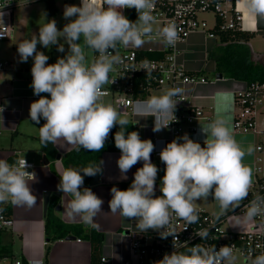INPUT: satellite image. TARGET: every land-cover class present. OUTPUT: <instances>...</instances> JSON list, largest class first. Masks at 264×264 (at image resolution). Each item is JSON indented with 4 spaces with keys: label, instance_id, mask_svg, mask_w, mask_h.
<instances>
[{
    "label": "clouds",
    "instance_id": "1",
    "mask_svg": "<svg viewBox=\"0 0 264 264\" xmlns=\"http://www.w3.org/2000/svg\"><path fill=\"white\" fill-rule=\"evenodd\" d=\"M155 0H81L80 5H65L63 17L68 22L58 29L55 19L45 20L37 34L17 43L19 62L33 60L31 67L33 94L39 97L30 104L29 116L39 127V138L45 147L51 143L59 146H76L90 152H100L111 130L120 126L114 135L115 147L121 155L117 166L122 179L129 170L142 161L143 166L134 173L126 190L113 186L109 206L112 213L136 221L139 232L158 231L161 238L174 237L175 250L165 254L157 264H235L234 246L196 244L192 247L176 243L174 221L182 219L188 225L199 221L197 201H206L211 195L217 204L216 218L239 207L252 187L253 170L243 163L253 152V146L243 148L234 138L227 121L212 120L201 127L206 139L201 143L188 134L173 139L161 149L160 161L166 166L156 196L158 167L151 161L155 145L150 139H141L139 132L126 133L127 117L110 103L102 100L103 88L113 83L110 73L120 63L115 55L119 47H141L159 38L166 46L174 47L179 39L177 25L169 23L155 29L152 14ZM249 13L264 19V0H245ZM135 8L138 19L130 21L122 12ZM61 39L63 43H61ZM67 54L49 64V56L39 51L56 46L58 52ZM97 54L89 59V54ZM147 75L151 69L144 64ZM179 87L163 90L146 100H137L133 111L137 117H154V132L168 128L175 120L176 97L182 94ZM41 94H48L47 96ZM50 97V98H49ZM103 161L90 163L82 169L67 168L59 173L57 190L70 197L69 217H79L87 226L103 204L90 188L83 187L85 176L94 177L102 172ZM30 167L24 159L8 162L0 159V204L33 206L37 197L29 186ZM83 173V175L81 174ZM246 216H264V196L256 194L247 205ZM202 239L209 230L196 233ZM184 250L181 251L180 249ZM250 264H264V252L250 259Z\"/></svg>",
    "mask_w": 264,
    "mask_h": 264
},
{
    "label": "crops",
    "instance_id": "2",
    "mask_svg": "<svg viewBox=\"0 0 264 264\" xmlns=\"http://www.w3.org/2000/svg\"><path fill=\"white\" fill-rule=\"evenodd\" d=\"M237 7L246 18L244 31L242 32L255 34L261 32L257 28L256 17L251 15L246 8L245 0H237ZM56 10L58 9L56 8ZM218 40H220V37L209 39L200 33L190 35L187 42L181 47L182 52L179 61L191 72L204 75L209 80L206 84L188 87V91L196 96L195 102L204 110L203 125L217 118L225 119L234 138L243 148L246 149L249 145L253 146V152L246 155L243 161L245 165L253 170L255 159L261 155L255 150V137L252 133L235 131L233 127V104L230 91L240 80L227 78L224 75L223 78L219 79L217 77L216 62L209 56L215 47L219 45ZM9 44L13 45L14 41ZM93 58L94 53H90L89 59ZM56 60L57 57L50 56L48 63H55ZM9 61L13 69L0 73V159L12 163L20 157H25L36 163L34 177L29 178V186L33 194L36 195L37 200L31 207L13 205L11 202H7L12 205L11 215L14 223L12 227L0 230V250L2 253L0 264H13L17 258L22 259L27 264H39L40 261H44L45 264H92V243L84 236V233L91 229L103 234L101 255L107 256L114 264L123 263L130 254V236L145 232L138 231L135 220L125 219L118 212H111L109 206V201L112 198L110 189L115 186L120 190H126L127 188L124 185H131L134 173L143 166V162L140 161L134 165L126 174L127 179H122L116 163L121 152H104L101 159L103 164L102 174L99 177L100 181L89 187L103 201L101 212L93 219L94 226H86L79 217H69L67 208L70 197L64 196L63 192L57 190V185L60 183L58 174L66 169L62 156L75 149L76 146L55 145L60 156L55 159L47 158L48 164L44 162V157H47V155L41 149L38 139L39 129L29 116L30 104L39 99L33 94L30 87L32 66L19 62L16 57ZM104 87H109V85L106 84ZM168 88H157L143 93L134 101L130 115H123L127 117L129 124L138 128L141 139H150L155 145L150 158L159 169L156 180V196H159L160 181L165 174L166 167L160 161L157 153L170 142L171 131L166 128L160 132H154V117H137L133 108L137 100H146L152 95H159ZM41 95L47 96L48 94ZM102 100L115 107L112 97H102ZM83 187H86L85 183ZM48 193L50 196L46 210L45 195ZM58 203H61L59 210H57ZM213 203L211 210L208 205V208L205 209L214 214L219 209L214 199ZM48 211L53 213L65 225L78 226L81 231L79 233L71 232L66 238H58L50 242L46 229ZM230 213L233 225L241 226L240 223L246 222H238L239 214H234L231 211L227 214ZM147 231H152V229ZM57 233L58 231H55V234ZM51 235L53 234L51 233ZM70 236H76V239H68ZM48 248L49 253L46 259Z\"/></svg>",
    "mask_w": 264,
    "mask_h": 264
},
{
    "label": "built area",
    "instance_id": "3",
    "mask_svg": "<svg viewBox=\"0 0 264 264\" xmlns=\"http://www.w3.org/2000/svg\"><path fill=\"white\" fill-rule=\"evenodd\" d=\"M40 1L50 0H0V43L14 41V10ZM122 12L127 18L132 16L134 22L138 19L135 8H125ZM152 14L156 20L154 30L173 22L177 25L179 39L175 46H166L157 38L141 47H119L113 54L120 57V63L115 65L114 71L110 73L114 82L103 88V97H112L116 109L127 116L130 115L134 101L144 92L157 88L179 87L183 91L175 98L178 99L174 112L175 120L168 126L171 131L170 142L188 134L203 146L206 136L202 135L200 130L204 110L195 102L196 96L188 91V87L206 84L209 80L204 75L191 72L179 61L181 47L192 34L200 33L209 39H217L227 32L244 31V15L237 7V0H155ZM204 14L214 15L212 25L208 24ZM149 53L159 57L148 58L146 54ZM96 55L94 53V58ZM145 62L151 69V75H147L144 70ZM9 69H13L12 64L5 60L0 52V73ZM230 93L234 130L252 133L255 137V150L261 154L254 162L253 183L248 197L231 211L234 214L246 215L247 205L255 195L264 196V118H260L264 115V81H237ZM24 159L30 165L27 171L34 173L36 163L25 157ZM197 211L199 221L196 224L188 225L182 219L174 221L177 244L192 247L202 243L205 246L214 245L217 250L226 245L234 246L239 260L235 261V264H250L251 258L264 252V216L249 218L238 226L231 223V213L216 218L206 210ZM226 221L230 223L229 229L224 227ZM13 223L12 215L0 211V230L12 227ZM200 229L209 230L206 240L196 234ZM130 239L129 257L121 264H157L165 254H171L175 250L174 237L161 238L155 230L133 234ZM100 263L114 264L104 255H101ZM13 264L24 263L22 259L17 258ZM39 264L45 262L40 261Z\"/></svg>",
    "mask_w": 264,
    "mask_h": 264
},
{
    "label": "trees",
    "instance_id": "4",
    "mask_svg": "<svg viewBox=\"0 0 264 264\" xmlns=\"http://www.w3.org/2000/svg\"><path fill=\"white\" fill-rule=\"evenodd\" d=\"M51 13H56V7L53 1H47ZM128 19L134 22V18L129 16ZM255 33L234 31L227 32L220 36L221 44H219L210 53V57L216 62L217 72L222 73L227 78H233L240 81L252 82V81H264V65L259 63L252 58V51L248 44L249 40L254 36ZM119 49V46H118ZM148 58L159 57L157 54L149 53L146 54ZM147 93V92H144ZM45 121L41 118L40 124H37L38 129L42 126ZM120 130V126L116 125L110 132L108 139L105 142L104 148L96 153L90 152L86 149L81 148L80 150L73 149L64 156L62 161L65 168L82 169L87 167L90 163L100 162L102 155L106 151H120L115 147L114 135ZM131 131L139 132L138 128L132 124H129L126 128V133ZM40 141V138L38 136ZM41 144V142H40ZM41 149L45 152L48 159L58 158L55 145L49 143L46 147L41 144ZM83 175V173H81ZM102 174L99 173L94 177L85 176L84 183L87 188L92 185L95 178L100 177ZM130 184H125L124 187L128 188ZM211 196V195H210ZM0 211L11 215L12 205L11 203L0 204ZM46 229L49 241L52 242L58 238H66L71 232L79 233L78 226L65 225L57 218L53 213L47 212L46 215ZM55 231H58L55 234ZM51 233L53 235H51ZM84 236L89 239L92 243V264H101V249L103 244V234L91 229L84 233ZM49 248L46 251V259L48 258ZM0 250V257H1ZM24 264H27L23 262Z\"/></svg>",
    "mask_w": 264,
    "mask_h": 264
},
{
    "label": "rangeland",
    "instance_id": "5",
    "mask_svg": "<svg viewBox=\"0 0 264 264\" xmlns=\"http://www.w3.org/2000/svg\"><path fill=\"white\" fill-rule=\"evenodd\" d=\"M53 4L58 9L56 10L55 14L50 12L49 4L47 1L26 4L14 10V44L10 45L7 42L0 43V52L5 60H12L14 57L18 58L19 60L17 52V43L24 39L30 38L33 34H37L39 31V27L43 23H45V20L55 19L57 22L58 29H62L63 26L68 22L63 17L65 5H80L79 0H54ZM203 17L207 19L209 25H212L214 23L215 18L213 14H204ZM155 26L156 23L153 25V28ZM60 42L63 43V40L61 39ZM220 43L221 40H218V44ZM249 45L252 51L253 60L264 65V32L261 31L259 33L254 34L252 39L249 41ZM64 47V52H58L56 46H51L50 48H43L41 45H37L39 51H43L49 57L54 56L57 58L63 57L67 54L68 45L65 44ZM23 64L32 66L33 60L29 58V60ZM260 118H264V115L260 116ZM197 204V209L199 210H206L208 206L211 210V206L214 204L213 197L209 196L206 201L198 200ZM248 220L249 218L246 215H239L237 221L242 222ZM224 227L227 229L230 228L229 221H226L224 223ZM236 261L239 262V260Z\"/></svg>",
    "mask_w": 264,
    "mask_h": 264
},
{
    "label": "water",
    "instance_id": "6",
    "mask_svg": "<svg viewBox=\"0 0 264 264\" xmlns=\"http://www.w3.org/2000/svg\"><path fill=\"white\" fill-rule=\"evenodd\" d=\"M257 28H258L259 31H264V19H261L259 17L257 18ZM217 77L219 79H221V78H223V74L222 73H218ZM44 162L46 164L49 163V161H48L46 156L44 157ZM99 181H100V178L97 177V178H95L93 180L92 184H97V183H99ZM49 196H50L49 193L45 195V209L46 210H47V206H48V203H49ZM60 208H61V203H58L57 210H59ZM68 239H76V236H70V237H68Z\"/></svg>",
    "mask_w": 264,
    "mask_h": 264
},
{
    "label": "bare ground",
    "instance_id": "7",
    "mask_svg": "<svg viewBox=\"0 0 264 264\" xmlns=\"http://www.w3.org/2000/svg\"><path fill=\"white\" fill-rule=\"evenodd\" d=\"M244 20H245L244 22L246 23V18H245V16H244Z\"/></svg>",
    "mask_w": 264,
    "mask_h": 264
}]
</instances>
